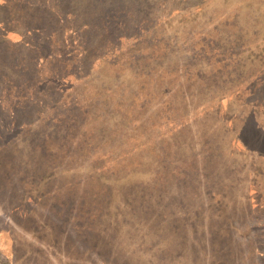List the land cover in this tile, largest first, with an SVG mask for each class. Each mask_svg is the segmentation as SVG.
Instances as JSON below:
<instances>
[{
	"label": "rangeland",
	"instance_id": "374dc122",
	"mask_svg": "<svg viewBox=\"0 0 264 264\" xmlns=\"http://www.w3.org/2000/svg\"><path fill=\"white\" fill-rule=\"evenodd\" d=\"M0 4V264L169 256L183 216L217 261L264 264V0Z\"/></svg>",
	"mask_w": 264,
	"mask_h": 264
},
{
	"label": "trees",
	"instance_id": "16d2710c",
	"mask_svg": "<svg viewBox=\"0 0 264 264\" xmlns=\"http://www.w3.org/2000/svg\"><path fill=\"white\" fill-rule=\"evenodd\" d=\"M3 6H4L3 4H0V9ZM2 9L0 11H2ZM4 19L5 17H2L0 15V23H3ZM57 23H58V19L55 18L54 24L57 25ZM22 25L25 28L26 27L29 28L30 26V25L25 26L24 24ZM31 27H34V26H31ZM34 28L37 29L38 27H34ZM0 32H1L0 33V40H1V38H5L7 36L8 32L7 31L6 32L0 31ZM0 68L1 69L4 68L5 70L12 73L11 75H13L12 67L9 66L7 62L3 60L1 53H0ZM1 122L2 121H0V128H1ZM252 174H253L252 176L261 175V171H253ZM259 194L261 193L259 192ZM256 196H258L256 191L253 193L249 192L245 194L246 201L242 203L243 205L242 207H244V209L245 207H247L249 213L253 212L258 207V204L254 205L252 203V200L255 201V199L253 198H255ZM70 207L75 208V205L72 204ZM200 218L201 216H198V217L190 216L189 218L188 217L184 218L183 216V220L186 221L185 223L189 227H192L195 224V222L199 220ZM192 220L195 222H192ZM186 224H185V228L187 230L185 233L179 231V227L176 226L175 223H172L168 226L159 227L158 233H161L163 229H168L171 231V233L179 234V236L188 233L189 237H191L190 238L191 246H189L187 243L183 248L181 247L180 249H176L175 253L170 254L169 256L162 255V249L160 247H156V248L152 247L151 249H149L150 247L146 246L145 243L143 244L142 242H140L143 244L142 245L136 240L131 241L130 246L126 250L119 249L114 244H106V242H103V241H101V244H102L101 248L99 247L98 242H94V243H90L88 249L95 251L97 255L101 256L103 260L110 262V263H114V264H156L157 260H160L159 264H225V261H223V263L220 260L217 261L214 257H211L210 255H207L206 253L208 252L207 250L208 247H210L207 245L212 241H218V238L215 237L216 233L212 231H210L209 233V229L201 230L200 232L193 231L191 229H188V226ZM212 238L214 239L212 240ZM49 240H52L51 242L52 244H49L47 242H42V244H44V248L53 247L55 249L63 250V247L61 244L59 246L52 238H50ZM53 244H55L57 248ZM31 247H34V245H32ZM89 250H84L83 253L81 252L82 254L81 257H78V258L70 257L68 259H65L64 262L62 259L61 264L62 262L64 264H86V259L83 256L87 255Z\"/></svg>",
	"mask_w": 264,
	"mask_h": 264
}]
</instances>
